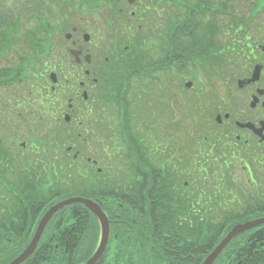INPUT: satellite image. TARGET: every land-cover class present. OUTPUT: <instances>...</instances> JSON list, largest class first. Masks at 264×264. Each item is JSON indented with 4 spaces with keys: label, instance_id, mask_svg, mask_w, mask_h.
<instances>
[{
    "label": "flooded vegetation",
    "instance_id": "obj_1",
    "mask_svg": "<svg viewBox=\"0 0 264 264\" xmlns=\"http://www.w3.org/2000/svg\"><path fill=\"white\" fill-rule=\"evenodd\" d=\"M105 3L107 12L113 14L116 10L113 2L107 0ZM132 5L135 13L138 0H134ZM120 10L125 11L122 8ZM65 15L62 14L60 23L57 22L59 16L46 12L32 13L30 18L34 28H39L45 22L50 23L55 32L50 34L49 37H60L62 31L70 29L71 38L67 39V33H65L63 41L65 43L69 42L72 48L80 51V56H84V58H86V53H83V46H87L89 50L92 49L96 55L107 50L108 43L106 39L110 36L109 31H112L114 27L108 26L106 28L109 30H105L106 28L89 25L90 21L106 22L107 17L105 15L95 16L91 12L74 13L73 22L68 21L70 25H67ZM116 16L118 23L122 21L125 24L123 18H128L127 13ZM137 17L139 21L145 19L141 14H138ZM110 19L113 18L110 17ZM82 31H88V34L92 33L90 40L86 41L84 39L85 33L81 34ZM172 44H175L173 40ZM60 47L56 51L54 56L56 59L53 62L43 63L44 72L50 75V72L58 70V73L67 74V78H72L76 75V68L72 63L63 64L65 60H61L58 55V51H62ZM234 48L238 52L237 55L230 58L229 61H226L225 57V61L221 63L219 69L222 75L229 78H226L223 84L219 86L213 97L215 98L213 108L217 123L218 115L221 119L219 118L218 124L220 128L216 127L217 140L214 143L212 142L213 133L210 135L211 139L208 143L211 144L212 150L214 148L218 151V154H221L220 165L222 167H233L235 169L233 176L228 175V180L233 179L235 181V185L239 189V199L247 205L258 201L259 208L264 209V21L259 28L252 31L248 36L237 40L234 43ZM65 51H67V47H65ZM91 55L94 57L92 53ZM95 67L99 69V72L101 71L99 65ZM45 74L40 75L45 76ZM70 89L72 91L76 90L73 86ZM28 94L20 97L16 91H13L11 99L14 101L15 106H9L7 111H5L3 105L0 108V144L9 147L8 150H5L0 145V175L4 171L3 176L7 180V182H1L3 178L0 177V188L15 191L16 195H18L19 187L17 181V177H19V154L29 156V154L36 153L33 149L35 124L29 116L34 114L35 103L44 105L48 98L46 95L35 101L33 93ZM76 96L80 97V93L76 92ZM206 100L207 106L213 104L209 92H207ZM72 106L73 104H71ZM71 111L81 113V107H72ZM23 114L27 117L28 122L24 121ZM79 125H82V121H79ZM71 129L69 127L67 130L71 131ZM46 145L49 146V144ZM55 145L58 146V144ZM61 147L60 143L59 148ZM35 149H38V147H35ZM210 154H214V152L211 151ZM21 162L23 166L25 160L23 159ZM13 168L17 170L14 174L12 173ZM23 168L26 170L25 166ZM24 174H26L25 171ZM13 176H17L16 180L13 179ZM223 176H225V172H222ZM29 189V186L26 185V190ZM23 192L25 193V190ZM16 195L12 198L4 197L10 203L5 206L0 205V217L3 216L4 218L3 221L0 220V238L3 235L7 238H13L18 233L16 230L18 215L13 203L18 200Z\"/></svg>",
    "mask_w": 264,
    "mask_h": 264
},
{
    "label": "rangeland",
    "instance_id": "obj_2",
    "mask_svg": "<svg viewBox=\"0 0 264 264\" xmlns=\"http://www.w3.org/2000/svg\"><path fill=\"white\" fill-rule=\"evenodd\" d=\"M105 2H106V0L100 2L98 4V9L97 10H93L92 9L91 13H93L95 16L105 15L107 17L108 21L107 20H106V22H101L99 20L90 21L89 25L90 26H94V27L98 26L100 28H106L108 26H113L116 29L118 27V25H119V23L117 22L116 11L114 10L113 14H109L107 12V8H106L107 5H106ZM110 17H112L113 19L111 20ZM260 19H261V21H264V14L261 15ZM61 20H62V16L57 20V22L60 23ZM105 30H109V29L106 28ZM52 31L55 32L54 30H52ZM66 32H61L60 33L61 47L64 50H65V47H69V43L68 42L65 43L63 41L64 34ZM83 33H85V32L82 31L81 34H83ZM223 35H224V39H226L227 35L225 33ZM136 45H138V44H136ZM139 45L143 46V47H148V45L146 44V41L142 42V40L140 41ZM86 49H88V48H84V50H86ZM188 80L194 81L195 82V86L197 85V87L199 86V88H206L208 86H210L212 88L219 87V84H217V79H212V81L209 82L206 79L204 80V79H183V78H179V80H178L179 87L182 86V83L184 81H188ZM171 87L172 86L169 85V90L172 92V95H167V105H168L169 109H167L165 111V107H164L163 110H162V114H160L159 116H154L155 118L152 119L153 120L152 123H158V128L162 126L161 127L162 128V136L165 135V137L168 138V139H162V143H161L162 154H163V151L165 150V154H163V156H165L167 154V149L168 148H170L171 151L174 150V146H173L172 142H171V144L166 145V142L170 141V139H171L170 135L181 134L183 137H186V134L183 133L186 129H190L191 132H195V127L192 125L194 116L192 117V116L187 115V117H186L180 110H181L182 104L191 95H195V94L199 93V90H197V91H184L182 93V95L184 96V99L180 101V100H177L178 99L177 96L179 95L180 89L179 88H174V86L172 88ZM100 96H102V94ZM150 108H151V110L152 109L153 110H157L154 105H151ZM142 114H143L144 117H148V108L147 107L143 108ZM172 115H174V116H172ZM203 119H204L203 116L198 117L196 115V120L197 121H201ZM174 121H180L181 123H174ZM180 125H182V126H180ZM128 133H130V132H128ZM83 135H85V133ZM188 146L189 145L184 144L182 148H188ZM116 157H117V159H119V162H120L119 164H122V162H123V159H121L123 157L122 154L116 155L114 157V159H116ZM162 157L156 158V161H155L156 165L160 164V165L166 166L162 162ZM187 166H188V161L186 159V160H184V164H183L182 167L185 168ZM120 169H122V170L118 173L117 177L122 178L123 176L126 175L125 174V170L127 171V165H125L123 168L120 166ZM165 171L168 172L170 170L169 169H165L164 172ZM74 176L76 178L80 177L77 171H75V175ZM208 189L210 190L209 186H208ZM214 210H216L217 212H220L218 209L214 208ZM222 216H224V214ZM217 217H218V215H216V218Z\"/></svg>",
    "mask_w": 264,
    "mask_h": 264
},
{
    "label": "water",
    "instance_id": "obj_3",
    "mask_svg": "<svg viewBox=\"0 0 264 264\" xmlns=\"http://www.w3.org/2000/svg\"><path fill=\"white\" fill-rule=\"evenodd\" d=\"M73 201H78V202H82L84 204H86L87 206L91 207L100 217L101 223L103 225V234H102V241H101V248L99 249L98 252H96V254L94 256H92L86 264H95L98 257L102 254L103 249L105 248L106 242L108 240V233H109V222L108 219L106 217V215L104 213H102V211L99 209V207L93 203L90 200L84 199V198H75V199H70L67 201H64L60 204H57L56 206L52 207L43 217L42 221H41V225L38 228V231L34 237V239L32 240V242L30 243V245L28 246V248L23 252V254L21 256H19V258L17 260H15L14 262H12L11 264H20L24 259H26L28 257V255L33 251L37 240L39 238L41 229L43 227V225L46 223V221L51 217V215L61 206L66 205L70 202ZM252 224H247L246 226H250ZM239 227H235L231 232L228 233V235L226 236V238L220 243L219 246H217V248L206 258V260L204 261L203 264H211L213 262V260L218 256V254L221 252V250L224 248V246L230 241V239L236 234V232L238 231Z\"/></svg>",
    "mask_w": 264,
    "mask_h": 264
},
{
    "label": "trees",
    "instance_id": "obj_4",
    "mask_svg": "<svg viewBox=\"0 0 264 264\" xmlns=\"http://www.w3.org/2000/svg\"><path fill=\"white\" fill-rule=\"evenodd\" d=\"M136 150H137V148H136ZM96 194L98 197L103 195L100 192L96 193ZM87 195H89L91 197H95L94 192H89V193H87ZM104 196H106V195H104ZM116 197H117L118 201L123 202V196L117 195ZM115 208H118V205H115ZM62 213H63V211L60 214L62 215ZM56 218H58V215L54 219H56ZM58 220L60 222L61 217H59ZM58 225H59V223H58ZM217 240H218V238L207 237V236L202 237V236H199L197 234L195 236V243H194L196 259L204 257L205 253L208 252V250L212 247V245L215 244V242ZM69 241L75 243V240L73 238ZM229 249H230V251H227L225 253V255L222 257V259L217 262V264H236L240 259L246 260V262H244V264H256V263L258 264V262H259V264L260 263L262 264V262H264V254L247 255V254L239 253L236 246H233L232 248H229ZM38 254H39V252H37L34 255V261H35V258L39 259ZM48 255H50V252H48ZM71 256H73V257L67 261L68 264H73V263L76 264V263L84 260V258L87 257V254L76 253V254H73ZM27 263H30V260ZM195 264H198L197 261H195Z\"/></svg>",
    "mask_w": 264,
    "mask_h": 264
}]
</instances>
